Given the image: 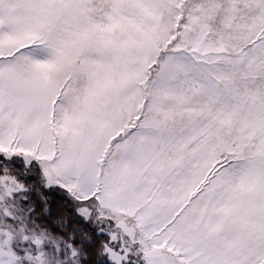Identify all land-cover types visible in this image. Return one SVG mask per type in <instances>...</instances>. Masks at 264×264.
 Returning a JSON list of instances; mask_svg holds the SVG:
<instances>
[{
  "label": "snow or ice",
  "instance_id": "6c2138e0",
  "mask_svg": "<svg viewBox=\"0 0 264 264\" xmlns=\"http://www.w3.org/2000/svg\"><path fill=\"white\" fill-rule=\"evenodd\" d=\"M0 264H264V0H0Z\"/></svg>",
  "mask_w": 264,
  "mask_h": 264
},
{
  "label": "rangeland",
  "instance_id": "374dc122",
  "mask_svg": "<svg viewBox=\"0 0 264 264\" xmlns=\"http://www.w3.org/2000/svg\"><path fill=\"white\" fill-rule=\"evenodd\" d=\"M21 183H22V182H21ZM8 187L11 188V190H12L13 192L16 191V187H15L14 184H12L11 180H9ZM28 187L31 188L32 186H31V185H28ZM5 192H7V188L5 189ZM10 206H11V205H10ZM23 206H24V205H23V202L20 201V200L18 199L17 202H16V207H23Z\"/></svg>",
  "mask_w": 264,
  "mask_h": 264
}]
</instances>
